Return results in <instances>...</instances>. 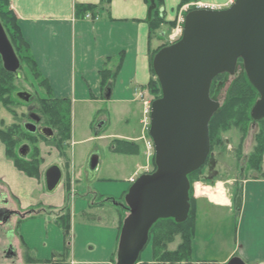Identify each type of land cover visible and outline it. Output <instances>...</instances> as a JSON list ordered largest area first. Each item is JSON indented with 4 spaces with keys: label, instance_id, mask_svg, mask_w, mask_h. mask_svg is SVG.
<instances>
[{
    "label": "crops",
    "instance_id": "0c3cea01",
    "mask_svg": "<svg viewBox=\"0 0 264 264\" xmlns=\"http://www.w3.org/2000/svg\"><path fill=\"white\" fill-rule=\"evenodd\" d=\"M198 1L224 8L235 0ZM162 5L165 25L160 32L168 34L179 23L185 7L182 8V0H162ZM77 6L98 7L100 19L87 21L83 15L76 17ZM10 8L19 21L38 72L50 87L52 98L66 101L72 107L73 143H77V121L83 114L93 128L99 117L95 113L105 108L112 113L114 121L121 119L126 126L124 134L100 138L114 139L110 146L115 140L132 143L137 153L120 155L111 148V160L116 163L112 175L119 176L101 180L92 189L96 196L120 200L128 192L131 179L147 163L140 141L142 133L136 136L137 129L132 126L133 119L144 108L139 93L151 99L147 90L153 78L151 55L161 46V43L156 45L157 37L151 38L146 0H110L107 7L102 0H10ZM108 91L110 99L106 98ZM111 120V115L101 118L95 126L96 135L109 130ZM87 133L91 136V132ZM198 187L193 263L227 264L239 256L245 264H264V180L244 183L243 214L237 234L240 247L238 253L231 251L222 260L208 259L213 253L214 241L207 239L206 229L214 221H224L221 220L224 216H233L234 211L224 189L214 191L202 186L203 193H200ZM220 191L222 200L217 201L214 193ZM65 198L63 185L48 193L41 179L30 178L16 169L0 140V204L8 201L13 211L28 214L24 219H14L10 226L0 225V232L8 229V235L1 238L3 246L7 245L5 256L13 254L11 258L6 257L8 261L14 263L19 258L17 264H46L57 255L54 263L49 264H116L124 208L113 204L100 207L99 202L92 204L75 197L71 202V240L66 253L64 231L57 224L56 213L51 212L61 209ZM107 211L113 212L112 218L106 216ZM147 249L141 262L150 264L151 245ZM26 257L36 262L27 263Z\"/></svg>",
    "mask_w": 264,
    "mask_h": 264
},
{
    "label": "water",
    "instance_id": "95a60500",
    "mask_svg": "<svg viewBox=\"0 0 264 264\" xmlns=\"http://www.w3.org/2000/svg\"><path fill=\"white\" fill-rule=\"evenodd\" d=\"M154 6L149 9L151 18ZM0 56L6 71L17 73L20 62L0 22ZM239 60L250 84L259 94L252 111L254 123L264 120V0H236L226 10H198L186 16L182 39L160 50L153 59V70L162 95L151 106L150 137L155 146L156 171L141 176L124 198L128 215L123 221L116 264H137L150 240V231L160 220L183 224L191 210L189 176L199 171L210 155L209 124L221 103L211 99L216 77L235 76ZM111 92L106 95L110 99ZM15 97L29 104L32 95L19 92ZM36 124L40 118L31 114ZM31 134L34 124L25 125ZM40 133L50 139L53 131ZM22 157L27 147L19 151ZM100 157L92 155L87 172L94 177ZM62 180L59 167L45 173L46 190L53 193ZM7 205V203H5ZM28 215V214H27ZM18 213L0 210V223L9 225ZM12 253L8 258L12 257ZM228 264H245L233 258Z\"/></svg>",
    "mask_w": 264,
    "mask_h": 264
},
{
    "label": "trees",
    "instance_id": "16d2710c",
    "mask_svg": "<svg viewBox=\"0 0 264 264\" xmlns=\"http://www.w3.org/2000/svg\"><path fill=\"white\" fill-rule=\"evenodd\" d=\"M102 1L105 7L110 4V0ZM192 1L194 0H182V6ZM146 2L149 9L152 5L155 7L152 11L151 18L148 20L151 38L154 39L158 36V32L161 27L165 25V11L162 5V0H146ZM98 9V7L94 6H77L75 9V15L76 17H79L87 12L95 15ZM0 22L20 62L19 71L17 73H10L5 70L0 56V106L9 112H12L14 103L25 105L18 101L15 95L19 92L18 80H21L22 71H28L35 81L40 82V87L45 89V93L48 96L47 99L38 100L37 104L39 107L37 106V109H33L38 112L37 115L41 118V125L52 129L54 136L51 139H47L39 133L30 134L27 131L24 132L28 137H31L34 140L39 138L40 141L49 144L50 147L54 148L58 152L59 157L66 162L65 165L67 166L69 165L67 144L72 139V107L70 104L66 103V101H57L52 98L50 87L47 82L42 79V76L38 72L36 63L31 56L29 46L22 36L19 21L15 13L10 8V0H0ZM164 47L166 46H162L161 48L155 50L151 55V72L153 79L147 89L155 98L161 96V88L158 80L155 79L156 76L153 71L152 63L155 55ZM241 63L242 62L240 60L239 64ZM106 75L109 77L110 73L107 72ZM25 77L27 76L25 75ZM229 80H232V82L227 89L225 101L221 104L220 110L214 115L209 124L211 154L215 149L224 151V143L221 139V135L223 133H227L231 129H237L244 135V137H247L250 130L254 127L256 128L254 134V146L248 156L240 159L244 161V165L241 170L243 172L254 171L260 174L262 172V161L264 158V120L254 124L251 118V111L259 98V94L250 84L245 72L237 71L233 78L224 74L219 75L214 79L210 90V96L213 100H216L219 97L226 84H229ZM15 128L18 129L19 127ZM15 132L16 131L13 128L0 132V139L6 147L7 158L13 162L16 169L24 173L26 176L37 180L41 179V161L38 156L39 154L36 152L35 156L28 155L27 157L22 158L19 154L15 153V149L19 142ZM114 146L115 149H113L112 152L116 154L135 155L137 153V150H135L136 146L132 143L115 141ZM153 166L155 167L154 160ZM204 168L205 167L189 176V181L191 183V210L188 220L183 224H177L172 219L160 220L151 229L149 241L153 255V261L151 264H194L193 251L194 241L196 239L197 209L196 201L193 197V185L197 182L199 176H201ZM241 180L246 181L245 179ZM64 188L66 190L64 206L59 210H53L51 212L56 213L58 217L57 224L64 231L67 253V251H69V240L71 234V178L69 176L66 178ZM237 193H239V195L238 197H235L236 205V202H239L242 199L241 188L236 190V195ZM94 196L95 199H98V205L100 207L105 205L106 202H114L112 199H105L101 201L100 196H96L95 194ZM93 203L95 204L96 202L93 201L92 204ZM174 244H176V247L171 250L169 247ZM54 258L57 259V255H54L53 259L46 262V264L54 263ZM26 262L34 263L36 261L26 257Z\"/></svg>",
    "mask_w": 264,
    "mask_h": 264
},
{
    "label": "rangeland",
    "instance_id": "374dc122",
    "mask_svg": "<svg viewBox=\"0 0 264 264\" xmlns=\"http://www.w3.org/2000/svg\"><path fill=\"white\" fill-rule=\"evenodd\" d=\"M161 40L162 39L160 38L156 39V45H160ZM173 43H169V45ZM237 71L244 72L243 63L238 64ZM25 75L27 77H25ZM231 82L232 80H229V84H226L225 88L216 99L221 104L225 101L227 89ZM39 83L40 82L34 80V78L28 73V71H22L21 80H18L19 92L26 91L28 93H31L33 95V102L29 105H19L14 103L12 112H9L8 110L0 106V132L6 131L10 128H13L16 131L15 135L18 138L19 142L15 149V153L19 154L18 151L20 150V148L26 146L30 149L29 156H35L36 152L37 154H39L38 156L41 161V177L44 178V172L50 167L58 166L62 172V183L63 181H66L68 174L74 177L75 181L73 187L76 191L77 198L87 199V201L90 203L93 201L99 202L98 199H95V196L92 193L93 185H97L101 180H108V178H115L116 176H119L118 174L112 175V170L114 168L113 165H115L116 163L111 160L112 146H110V143L114 139L111 141H106L105 139L100 137L104 135L110 136L111 134H124L126 133V126L123 122L120 121L121 119H119L117 122L114 121L112 113L108 110L106 111L105 108L99 110L97 114L95 113L96 117H99L96 118V121H94L95 125L93 128H91L90 124L86 123V114H83V117H81L79 121H77V130L79 131V136L75 140V142L77 143H74L73 147L67 150V155L71 164V168L67 171L69 165L65 166L66 162L62 159H58L56 161V155L58 154V152L54 148L50 147L49 144L40 141L37 137L36 140L28 137L24 132V125L28 122H31L29 119V113H38L36 110H32L33 108L37 109L39 107L37 101L48 98L45 93V89L40 87ZM108 115H111L112 117L111 127L109 128V130H104L101 134L96 135V132H94L95 126H98L100 124L101 118ZM143 119L144 108L142 109L141 115H137L133 119L132 126L133 128L137 129L138 134L136 136L140 137L142 133L149 138V134L143 133L142 131L143 126L141 123ZM15 127L19 128L16 129ZM39 127H42V125H40ZM255 129L256 128H252L247 137H244V135L237 129H231L229 132L223 133L221 135V139L224 143V151L216 149L213 150L210 159L212 168H204L201 176H199V178L197 179V182L194 184V197L197 193V187L202 184L201 186H207L209 189H213L214 191H217L216 188L220 187L227 193L226 197L229 201H231V199L235 200L234 197L236 195V188L237 185L240 184V181H242L241 179H245L247 181L264 179V158L262 161V172L260 174L254 171H247L244 172V175L240 176V170L244 165V161L240 159H243L245 156H248L251 153L254 146V134L256 131ZM88 131L89 133L91 132L92 137L89 136V134L87 133ZM112 145H114V142L112 143ZM141 145L145 150V146H147L146 141L142 140ZM4 148L6 151L5 145ZM92 155H97L100 157V168L98 173L94 177H91L87 172L88 161ZM145 158L144 161H146ZM145 164L146 162H144V165ZM152 170H155L154 166L152 167L151 172ZM211 177H214L213 180L210 179ZM105 199L111 198L109 196H103L100 198L101 201ZM109 202H106V204L112 206V204H115V202L124 203V199H114V203ZM105 213L107 217L112 218L111 215H113V212L107 211ZM242 214V210L236 209L233 216L228 215L230 216V218L228 216H224V219L221 218V220L224 221H214L207 227V239L214 241L213 246H211L213 253L208 257V259L222 260L231 251L236 250L235 252L238 253L240 245L237 234L238 226L240 225V221L242 219ZM6 230L0 232V264H17L19 263V258L16 259L13 263L12 260L8 261L5 256L7 245L4 244L5 246H3V244L1 243V238L8 235V232ZM176 244L171 245L170 249L173 250L176 247ZM147 251L149 250L147 249L142 253V257L145 256L144 254Z\"/></svg>",
    "mask_w": 264,
    "mask_h": 264
},
{
    "label": "flooded vegetation",
    "instance_id": "af4514ba",
    "mask_svg": "<svg viewBox=\"0 0 264 264\" xmlns=\"http://www.w3.org/2000/svg\"><path fill=\"white\" fill-rule=\"evenodd\" d=\"M207 167H209L210 169L212 168V165H211V163H210V160L208 161V163H207V166H206V168ZM242 175H244V172L242 171V170H240V176H242ZM213 178L214 177H211L210 179L211 180H213ZM235 182H237V181H235ZM242 182L240 181V184L239 185H237V188H236V190L238 189H240V188H242V184H241ZM238 195H239V193H237V195H235V197L237 196L238 197ZM234 197V198H235ZM5 203L6 202H2L1 204H0V209L2 208V209H4V208H6V209H8V210H10V211H13V209H11V207L9 206V204L8 205H5ZM233 209V211L235 212V210H236V208L234 207V208H232Z\"/></svg>",
    "mask_w": 264,
    "mask_h": 264
},
{
    "label": "bare ground",
    "instance_id": "6f19581e",
    "mask_svg": "<svg viewBox=\"0 0 264 264\" xmlns=\"http://www.w3.org/2000/svg\"><path fill=\"white\" fill-rule=\"evenodd\" d=\"M201 186V185H200ZM220 188V187H219ZM221 189V188H220ZM198 190H199V192L200 193H203V187L201 186V187H198ZM209 192V191H208ZM212 193V192H211ZM214 195H215V197H216V199H217V201H221L222 200V191H220V193H218V194H215L214 193Z\"/></svg>",
    "mask_w": 264,
    "mask_h": 264
},
{
    "label": "built area",
    "instance_id": "2783aa9c",
    "mask_svg": "<svg viewBox=\"0 0 264 264\" xmlns=\"http://www.w3.org/2000/svg\"><path fill=\"white\" fill-rule=\"evenodd\" d=\"M193 6H196L198 8H207L205 5H202V4H193ZM86 18L89 19L90 17L87 16ZM180 33H181V31L179 30L176 35H178ZM147 113H148V109L146 110V114ZM148 148H149V150H151V145L150 144H148Z\"/></svg>",
    "mask_w": 264,
    "mask_h": 264
}]
</instances>
